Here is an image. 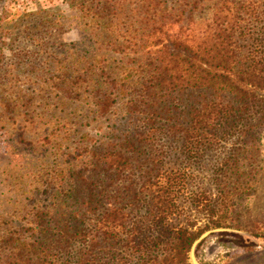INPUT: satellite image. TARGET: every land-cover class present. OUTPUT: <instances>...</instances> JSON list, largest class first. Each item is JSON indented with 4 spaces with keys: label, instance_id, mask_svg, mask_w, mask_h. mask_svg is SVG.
Returning a JSON list of instances; mask_svg holds the SVG:
<instances>
[{
    "label": "trees",
    "instance_id": "1",
    "mask_svg": "<svg viewBox=\"0 0 264 264\" xmlns=\"http://www.w3.org/2000/svg\"><path fill=\"white\" fill-rule=\"evenodd\" d=\"M81 2L85 50L41 37L0 58V121L32 159L6 177L0 264L180 263L202 234L171 226L185 214L182 197L212 214L207 192L190 191L191 170L229 136L245 137L251 116L264 120V9ZM54 122L65 150L36 140ZM172 154L184 160L171 165Z\"/></svg>",
    "mask_w": 264,
    "mask_h": 264
},
{
    "label": "rangeland",
    "instance_id": "2",
    "mask_svg": "<svg viewBox=\"0 0 264 264\" xmlns=\"http://www.w3.org/2000/svg\"><path fill=\"white\" fill-rule=\"evenodd\" d=\"M73 2L75 6L71 7ZM255 2L264 9V0H247L246 3ZM81 4V0H0V58L4 57L3 63L11 59V43H14V50L31 49L41 37L45 41L52 38L53 42L73 44L85 50L88 45L87 20L80 12ZM57 15L63 16L59 27L52 29L40 25L54 20ZM261 20L264 23V16ZM43 61L46 62V57ZM249 119L251 130L245 137L237 138L238 134L229 136L219 147L212 148L199 167L191 170L194 176L189 182L190 191L207 192L203 197L205 203L212 202V214L203 207H193L187 195L182 197L185 214L170 222L174 227H188L198 234L201 232L200 237L208 231L222 230L212 233L198 245L195 252L198 264H264V120L261 115H253ZM11 128L0 121L2 208L5 205L1 199L8 196L10 189L6 177L32 160L31 156L21 157L19 150L28 147L21 144L20 138L13 140ZM38 128L41 131L36 140L43 143L45 136H49L52 143H59L49 148L62 146L65 150L67 132L57 133L55 122L47 128L42 125ZM182 157L181 154H172L171 165L177 159L184 160ZM228 158L231 160L226 165L232 169L222 177L220 162ZM2 192L5 195H1ZM191 252L192 249L181 257L180 263L175 264H185V260L186 264H194Z\"/></svg>",
    "mask_w": 264,
    "mask_h": 264
},
{
    "label": "water",
    "instance_id": "3",
    "mask_svg": "<svg viewBox=\"0 0 264 264\" xmlns=\"http://www.w3.org/2000/svg\"><path fill=\"white\" fill-rule=\"evenodd\" d=\"M222 230H215V231H208L206 233H204L198 240L195 241L193 247H192V252H191V257H192V260L194 262V264H198L197 261H196V256H195V252H196V249L198 247V245L204 241L206 238H208L212 233L214 232H220Z\"/></svg>",
    "mask_w": 264,
    "mask_h": 264
}]
</instances>
